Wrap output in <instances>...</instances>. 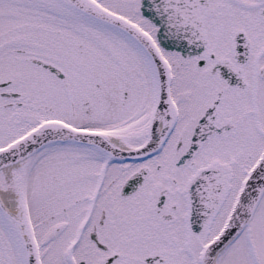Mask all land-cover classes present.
Segmentation results:
<instances>
[{"label": "snow or ice", "instance_id": "1", "mask_svg": "<svg viewBox=\"0 0 264 264\" xmlns=\"http://www.w3.org/2000/svg\"><path fill=\"white\" fill-rule=\"evenodd\" d=\"M0 264H264V0H0Z\"/></svg>", "mask_w": 264, "mask_h": 264}]
</instances>
